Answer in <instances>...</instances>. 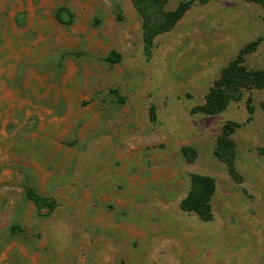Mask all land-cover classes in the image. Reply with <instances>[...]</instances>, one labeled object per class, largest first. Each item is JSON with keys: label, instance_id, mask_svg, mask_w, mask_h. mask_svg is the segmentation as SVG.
Listing matches in <instances>:
<instances>
[{"label": "rangeland", "instance_id": "obj_1", "mask_svg": "<svg viewBox=\"0 0 264 264\" xmlns=\"http://www.w3.org/2000/svg\"><path fill=\"white\" fill-rule=\"evenodd\" d=\"M187 1L148 55L131 0H0V264H264V90L196 110L232 60L264 69V13L166 8ZM227 123L234 174L213 154ZM192 174L215 181L210 222L179 208Z\"/></svg>", "mask_w": 264, "mask_h": 264}, {"label": "trees", "instance_id": "obj_2", "mask_svg": "<svg viewBox=\"0 0 264 264\" xmlns=\"http://www.w3.org/2000/svg\"><path fill=\"white\" fill-rule=\"evenodd\" d=\"M170 1L172 0H131L141 18L143 49L148 55L152 51L155 39L171 31L192 5V1L180 2L169 10L166 7ZM209 1L198 0L200 4H206ZM246 1L260 6L264 13V0ZM55 17L61 24L71 22L70 13L65 8H59ZM108 60L116 63L119 62L120 56L112 53ZM251 90H264V69H248L242 58L238 57L220 71L218 78L209 87L203 104L196 110L205 115H216L224 111L230 103L240 99L244 92ZM235 126L231 123L222 126L213 151L215 158L225 163L231 174H234L232 166L235 158V144L231 137ZM181 153L189 162L197 156L196 151L191 147H182ZM214 192L215 181L211 177L192 174L190 189L181 200L179 208L196 215L203 222H210L213 219L211 201ZM24 193L26 199L32 202L39 211H46V214H49L54 210V203L38 194L33 188H26ZM19 231V227H11L12 233Z\"/></svg>", "mask_w": 264, "mask_h": 264}]
</instances>
